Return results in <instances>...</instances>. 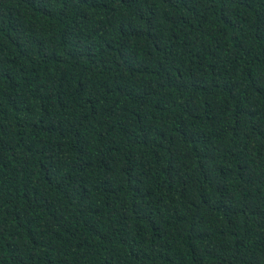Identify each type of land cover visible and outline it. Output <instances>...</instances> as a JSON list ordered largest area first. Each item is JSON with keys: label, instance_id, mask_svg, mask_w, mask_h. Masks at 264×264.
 I'll return each instance as SVG.
<instances>
[{"label": "trees", "instance_id": "16d2710c", "mask_svg": "<svg viewBox=\"0 0 264 264\" xmlns=\"http://www.w3.org/2000/svg\"><path fill=\"white\" fill-rule=\"evenodd\" d=\"M0 264H264V0H0Z\"/></svg>", "mask_w": 264, "mask_h": 264}]
</instances>
